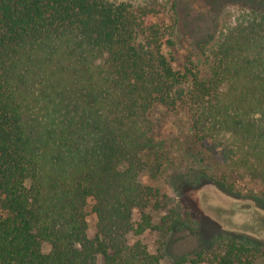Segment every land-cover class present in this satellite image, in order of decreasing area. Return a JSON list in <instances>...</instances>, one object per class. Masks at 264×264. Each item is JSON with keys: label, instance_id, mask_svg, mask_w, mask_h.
Instances as JSON below:
<instances>
[{"label": "trees", "instance_id": "1", "mask_svg": "<svg viewBox=\"0 0 264 264\" xmlns=\"http://www.w3.org/2000/svg\"><path fill=\"white\" fill-rule=\"evenodd\" d=\"M237 1L202 70L162 52L176 0H0V264H163L129 243L181 219L156 222L167 205L142 180L163 167L159 108L264 180V0ZM253 248L227 238L172 264H253Z\"/></svg>", "mask_w": 264, "mask_h": 264}, {"label": "rangeland", "instance_id": "2", "mask_svg": "<svg viewBox=\"0 0 264 264\" xmlns=\"http://www.w3.org/2000/svg\"><path fill=\"white\" fill-rule=\"evenodd\" d=\"M161 2L164 5L165 0ZM240 3L176 0L174 44L162 49L172 66L178 68L190 59L204 70V57L211 55L226 30L247 13ZM202 43H206L203 56L198 47ZM152 123L163 167L155 180H142L158 190L161 206H167L151 214L157 222L171 208L181 219L168 234L147 232L130 236L129 243L139 241L150 252L159 251L163 264H172L176 258L189 260L195 252L214 251L227 238H234L254 247L253 264H264V180L224 159L223 147L230 144L226 136L218 134L213 141L197 142L182 114L160 108L152 113Z\"/></svg>", "mask_w": 264, "mask_h": 264}]
</instances>
